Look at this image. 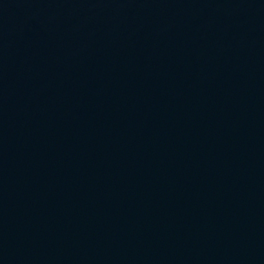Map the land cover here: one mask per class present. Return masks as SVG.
I'll list each match as a JSON object with an SVG mask.
<instances>
[{"label":"water","instance_id":"water-1","mask_svg":"<svg viewBox=\"0 0 264 264\" xmlns=\"http://www.w3.org/2000/svg\"><path fill=\"white\" fill-rule=\"evenodd\" d=\"M0 264H264V0H0Z\"/></svg>","mask_w":264,"mask_h":264}]
</instances>
